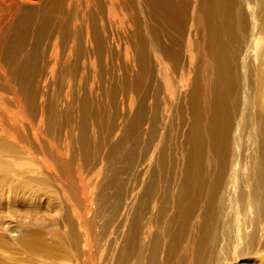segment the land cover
<instances>
[{"label": "rangeland", "instance_id": "1", "mask_svg": "<svg viewBox=\"0 0 264 264\" xmlns=\"http://www.w3.org/2000/svg\"><path fill=\"white\" fill-rule=\"evenodd\" d=\"M19 9L0 11V264H147L158 230L162 264H190L193 221L178 242L173 201L190 150L188 116L178 110L182 98L162 89L148 32L158 27L185 46L173 74L184 93L185 76L203 62L205 25L192 13L178 31L151 16L144 0H32L22 10L34 13ZM162 151L167 165L153 198L145 187ZM231 232L230 253L238 248ZM238 262L231 264H264V254Z\"/></svg>", "mask_w": 264, "mask_h": 264}, {"label": "bare ground", "instance_id": "2", "mask_svg": "<svg viewBox=\"0 0 264 264\" xmlns=\"http://www.w3.org/2000/svg\"><path fill=\"white\" fill-rule=\"evenodd\" d=\"M31 1L0 0V11L11 12L21 6L19 12L34 13L32 9L22 10L23 4L31 3ZM144 4L151 16L170 22L178 31H185V21L192 13L197 21L200 20L205 25L202 54L200 51L201 39L198 38L196 43L198 53L201 54L200 60H203V66L205 60L207 66L205 65L202 70L201 61L199 63L196 62L198 60H195L196 65L193 62L192 65L196 67L193 74L190 71L192 75L185 76L187 81L184 82L187 84V89L184 93L180 90L183 88L181 86L183 82H178L181 87L177 85V77L174 75L178 73L181 58L184 59L182 48L185 46L182 47L179 43L180 40L178 42L168 39L170 37L167 38L158 27L151 25L148 32V41L151 42L152 48L159 53L161 59V62H158V70L159 78L161 77L163 83L162 89L168 97L179 96L182 98L178 110L181 114L188 116L186 141L190 150L186 155V166L183 174L181 173L180 182H177L173 200L174 209L181 219V229L177 235V241H182L184 232L189 229V223L193 221L190 226L192 243L189 242L185 246V251L189 250L190 252V264H231L232 262L237 263L241 258L252 253L258 256L264 254V0H144ZM22 18L24 19V15ZM185 43L184 45H186ZM102 45L104 44L102 43ZM155 53L152 56H155ZM165 59L167 61H164ZM169 64L172 65L171 71L168 69L170 68ZM152 65L149 59V62H146L147 73L152 74L153 67L157 68V64ZM30 66V63H26L23 67L24 74L28 77L32 73ZM157 78L155 76L156 80ZM152 79L154 80V76ZM151 84L152 81L148 82L150 87L157 86ZM160 127L162 128V126ZM155 133L156 136L159 134V132L157 134V130ZM163 135L161 136L163 137ZM153 142L149 147L154 146ZM159 146L164 148V145H160V143ZM151 152L153 153V151ZM164 152L160 153L158 165H155L157 168L155 172L153 171L155 173L153 180L151 179L149 187H145V189L148 188L151 195L149 196L153 198L160 192L159 183L156 184L155 181L167 165L168 154L166 156ZM162 206L164 207L161 204L160 209ZM166 207L161 210L165 211ZM150 208L155 210V207L151 206ZM150 213L152 212L150 211ZM137 215L135 216L137 217ZM137 222L139 224L140 219ZM177 229L179 228L177 227ZM227 230L232 231L231 233L236 236L235 245L238 248L232 253H230L231 248L226 239ZM158 231L160 232V230ZM158 231L152 239L147 264H162V240ZM150 232L151 230L148 234ZM129 237L128 246L130 249H134L132 247L135 238L131 235ZM257 260L262 261L261 257H258Z\"/></svg>", "mask_w": 264, "mask_h": 264}]
</instances>
